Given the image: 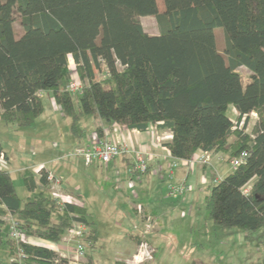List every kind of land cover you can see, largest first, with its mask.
<instances>
[{
	"label": "trees",
	"instance_id": "obj_1",
	"mask_svg": "<svg viewBox=\"0 0 264 264\" xmlns=\"http://www.w3.org/2000/svg\"><path fill=\"white\" fill-rule=\"evenodd\" d=\"M163 4L165 11L160 12L156 0H0V121L33 126L45 111L40 93L50 92L72 119L78 138L79 117L94 116L98 123L140 132L150 125L169 130L172 139L165 145L177 160L190 161L198 152H222L231 163L247 151L243 164L208 186L204 201L215 225L247 234L260 231L264 0H163ZM146 16L156 19L158 35L145 31L141 17ZM216 28L224 29L225 56L214 39ZM70 55L79 77L87 82L81 95L66 91ZM103 66L108 77L97 80L96 70ZM242 67L251 72L246 87ZM232 108L238 116H232ZM252 112L259 121L249 134L245 130ZM244 115L248 116L244 128L234 129V118L240 121ZM97 133L103 135L101 124ZM49 174L43 169L38 182L34 176L24 178L33 195L23 202L10 172L0 164V249L8 246L10 256L22 249L26 256L22 264H54L59 255L44 246L11 240L4 231L7 215L26 237L54 244L76 222L90 225L83 206L72 202L62 207L49 195L34 194L39 185L50 190ZM216 176L213 172L210 182ZM94 233L91 230L86 239L93 242ZM61 264L69 261L62 259Z\"/></svg>",
	"mask_w": 264,
	"mask_h": 264
},
{
	"label": "crops",
	"instance_id": "obj_2",
	"mask_svg": "<svg viewBox=\"0 0 264 264\" xmlns=\"http://www.w3.org/2000/svg\"><path fill=\"white\" fill-rule=\"evenodd\" d=\"M146 32L150 35H158L149 33L147 30ZM46 93L41 92V98ZM51 97L50 101L55 103L53 96ZM231 111L234 113L233 108ZM85 117H79L83 128L80 131L82 133L81 136L79 135L80 138H78L74 150L105 139L114 141L117 139L116 134L113 132L115 125L105 122L98 123V120L94 116L93 120H88ZM98 124L102 125V136H99L97 133ZM167 133L168 135L171 134L169 130L159 129L161 136ZM119 137L128 144L130 152L107 165L95 162L88 166L85 164L83 158H72L70 154L64 155L61 159H53L55 165L52 169L44 164L40 165L49 173L62 178L65 192L71 197L73 202L86 209L87 220L90 223L88 229L89 232L94 230L95 239L92 246L86 248L85 255L76 258L75 246L67 244L64 240L58 244H54L37 237H27L25 239L26 242L47 247L59 256L65 255L70 264H85V260L88 264V259L91 261V264H97L99 262L98 258L102 256H108L111 259L115 256L113 262L109 260V264H117L119 262L128 264V260L136 253L138 245L142 240H147L157 253V246L164 244L162 242L164 240L162 239L168 237V225H171L173 221L183 222L189 218H187V214L182 218H170V216L168 218L170 214L168 211H171V206L168 207L170 205L168 204V200L177 203L175 206H172V210L175 211L180 210L181 206L178 205L185 204L192 206V214L195 211V205H193L195 193L206 191V194H208V186L218 183L224 178L220 175V164L223 162L220 155L226 156L222 152H213V156L216 158L210 165L185 163L182 161L178 167L171 169V164L175 158L165 145L167 141L172 139L171 137L168 140L160 141L153 132H140L126 127H121ZM2 148L5 163H8L7 166H3L2 164V167L10 172L13 179L15 170L12 168L11 158L3 146ZM136 150L148 152L152 156L150 169L147 173H133L130 170L133 152ZM200 153L198 152L195 157ZM37 168L29 176H34L38 182L40 174L36 172ZM209 168L212 170V173L215 172L217 174L216 179L212 182H210L211 176L208 175ZM82 170H84V173ZM88 171L89 174L87 175ZM98 178L103 182L98 181ZM181 184H189L192 187V191L184 197L177 199L170 198L168 196L169 186ZM24 187L27 194L24 201L22 200L23 202L33 195V193L28 192L25 183ZM156 191H159L157 197L155 195ZM40 193L51 196L49 188L47 190L41 185L37 187L34 194ZM164 194H166V197H163ZM120 209L124 217L120 214V217L114 219L111 213L113 211L119 212ZM125 210H128L127 217L124 213ZM9 217L10 215H7L4 218ZM190 218L191 223L193 220H199L198 217L191 216ZM113 219L118 224H111L113 223ZM98 224L107 227L103 231L98 228ZM8 227L9 223L5 226L6 234L8 233ZM116 227L122 228V233H115ZM7 253L9 264H15L12 260L13 257L9 254V249ZM153 262L149 264H153Z\"/></svg>",
	"mask_w": 264,
	"mask_h": 264
},
{
	"label": "rangeland",
	"instance_id": "obj_3",
	"mask_svg": "<svg viewBox=\"0 0 264 264\" xmlns=\"http://www.w3.org/2000/svg\"><path fill=\"white\" fill-rule=\"evenodd\" d=\"M156 1L160 12H164L163 0ZM141 23L145 31L147 30L149 33L154 34L160 33L159 25L154 17H141ZM15 27L17 33L20 34L19 21L16 22ZM214 39L218 50L225 56V34L223 28L214 29ZM70 61V66H73L72 59ZM118 68L122 69L121 66H118ZM239 71L242 76L243 86L246 87L250 83L251 72L246 67L240 68ZM96 77L97 80L106 79L108 77L107 67L103 66L101 69L96 70ZM84 83L85 85L87 84L86 81ZM51 96L52 93L50 92L42 96L45 111L33 126L20 127L16 124L0 121V143L11 158V165L15 170L13 181L17 193L23 201L27 194L25 193L24 177L32 175L34 169L41 164L52 169L55 165L53 159H61L64 155L72 154L75 151V144H77L78 137L72 129V119L64 115L60 107L50 101ZM85 118L93 120V116H86ZM258 118H250L247 133H253L255 125L259 121ZM80 120L77 122L78 132L83 128ZM220 156L223 160L220 164V175L225 177L233 171V166L227 162V156ZM215 158H213L212 162ZM7 165L8 163L3 164V166ZM82 172L84 173V170ZM211 174L212 170L209 168L208 175L211 176ZM81 175L85 176L84 174ZM97 180L101 183L103 182L100 178ZM158 194L159 191H156V197ZM165 195L163 197H166ZM205 195H207L206 191L195 193L193 199L195 211L192 214V206L178 205L181 206L180 210L175 211L172 210V206L177 203L168 200V204H170L168 207L171 206V211H168L170 214H167L168 218L169 216L170 218H182L185 214L189 218L183 222L173 221L171 225H168V237L162 239L164 244L157 246L158 251L156 253L155 250L154 259L144 264H149L154 260L153 264H264V229L247 234L239 228H225L215 225L206 209ZM121 211V209L119 212L113 211L111 215L115 219L120 217ZM124 213L126 216L128 210H125ZM132 216L134 215L132 214ZM191 216L198 217L199 220H193L191 223ZM9 218L14 219L11 216ZM114 219L111 224H118ZM106 227L98 224L100 230L104 231ZM5 229L4 231H6ZM116 229L115 233H122V228L116 227ZM7 252L8 247L4 245L0 249V259L4 264H9ZM114 259L115 256L112 259L108 256H102L98 258L99 262L97 264H109V260L113 262ZM84 263L87 264L86 260Z\"/></svg>",
	"mask_w": 264,
	"mask_h": 264
},
{
	"label": "built area",
	"instance_id": "obj_4",
	"mask_svg": "<svg viewBox=\"0 0 264 264\" xmlns=\"http://www.w3.org/2000/svg\"><path fill=\"white\" fill-rule=\"evenodd\" d=\"M73 66L71 65V61ZM69 67L72 69L71 71V79L69 84L66 87V91L73 94V95H81L83 88H84V81L79 77L76 71V63L72 56H69ZM1 106H0V113H1ZM234 114L238 116L239 114L234 109ZM248 116L244 115L242 119L239 121L237 117L233 120L234 122V129L242 130L245 126L246 120ZM249 118H258V114L256 112H252L249 115ZM259 119V118H258ZM250 121V120H249ZM120 129L121 126L115 125L113 127V132L116 134L117 139L109 140L105 139L99 141L95 144L88 145L85 147L77 148L70 156L72 157H81L83 158L86 165H92L95 162H99L101 164L107 165L112 161L126 155L129 153V146L126 142L120 139ZM249 130V123L247 124L246 131ZM153 132L156 138L160 141L168 140L169 137L172 138V134L168 135L163 134L162 136L159 134V129L157 125H150L147 129V132ZM248 152L244 151L239 156L234 157L231 160V165L233 168L239 167L243 164L246 159L248 158ZM213 152H201L197 157H194L192 160H177L175 159L171 164V169L178 167L179 163L184 161L185 163H197V164H208L210 165L213 160ZM152 156L150 153L136 150L133 152V161L131 163L130 170L133 173H147L150 169V160ZM5 163V156L4 154L0 155V164ZM45 169L43 166H39L36 169V172L40 174V172ZM48 180L50 182V192L51 197L53 200L59 205L62 206L66 203H72L71 197L65 192L63 187V179L55 176L53 174H49ZM192 191V187L189 184H181V185H170L168 189V196L170 198H180L184 197ZM245 192H249L248 189H245ZM9 223L8 227V236L11 240L15 242L25 241L27 238L21 230L18 228V223L11 218L5 219ZM88 226L83 222H76L72 229L68 231V233L64 236V240L67 244H73L75 246L76 258L85 255L86 248L92 246L93 242L91 240H87V236L89 234ZM26 242V241H25ZM155 248L147 241L142 240L137 248L136 253L133 257L128 260V264H144L154 259ZM12 260L15 264L22 263L23 259L26 257L23 250L19 249L17 253L12 256ZM62 259H67L65 255L59 256L55 261L54 264H61ZM68 260V259H67ZM70 264V263H69Z\"/></svg>",
	"mask_w": 264,
	"mask_h": 264
}]
</instances>
